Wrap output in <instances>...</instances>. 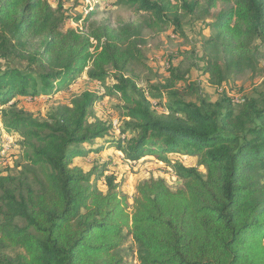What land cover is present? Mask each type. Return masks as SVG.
<instances>
[{
    "label": "trees",
    "instance_id": "obj_1",
    "mask_svg": "<svg viewBox=\"0 0 264 264\" xmlns=\"http://www.w3.org/2000/svg\"><path fill=\"white\" fill-rule=\"evenodd\" d=\"M217 1L207 0L206 13ZM223 1L211 15L212 33L200 57V72L221 92L230 76L255 68V40H264V0ZM118 3L144 13L116 26L103 21L71 28L60 3L0 0V52H16L35 65L34 71H0L3 126L21 130L30 149V167L0 176V264H121L118 249L127 236L139 264H264V95L197 104L185 99L190 84L187 91L171 85L145 92L124 76L133 63L144 65L143 30H181L183 16L200 9L201 0ZM38 41L40 50L25 57L21 50ZM83 75L102 92L83 90L47 118L6 107L16 96L49 95ZM111 96L123 103L118 136L100 119L89 120L94 105ZM162 96L166 113L152 104ZM105 143L128 160L155 155L169 162L181 186L143 180L129 209L114 177H106L100 192L93 171L73 163ZM169 153L194 157L197 165L169 159Z\"/></svg>",
    "mask_w": 264,
    "mask_h": 264
},
{
    "label": "rangeland",
    "instance_id": "obj_2",
    "mask_svg": "<svg viewBox=\"0 0 264 264\" xmlns=\"http://www.w3.org/2000/svg\"><path fill=\"white\" fill-rule=\"evenodd\" d=\"M47 1L54 8L58 3L61 4V8L69 16L66 27L71 28L82 26L83 23L88 26L90 22L99 24L103 21L111 26H116L126 21H138L144 13L127 5H121L118 0ZM206 4L207 0H201L200 9L183 16L181 30H175L173 26L159 32L144 29L142 33L144 65L133 63L130 72H125L124 76L134 80L137 86L145 92H149L150 95L151 93L156 94L160 90L166 92L172 86L187 91L186 86L193 85L191 93L185 96V99L197 104L202 101H215L222 98L223 95L240 98L264 95V40H255L258 50L255 68L230 76L222 85L223 92L211 86L200 72L202 44L212 33L209 27L211 15L217 13L224 6V1L218 0L216 7L210 9L208 13H206ZM86 15L88 19L83 22L74 19V17H85ZM38 50H40L39 41L32 43L21 52L27 57ZM169 64L171 68L167 69ZM12 67L28 71L35 69V65L29 59L20 58L16 52L1 51L0 71ZM180 76L183 79L178 78ZM105 82L111 84L113 79L109 78ZM83 90L102 92V87L98 83H92L83 75L68 88L49 95L40 94L33 98L16 96L6 107H14L15 110L29 117L42 120L47 118L54 108L70 104L73 96ZM159 99V104L154 105V110L158 113H166L167 100L164 96ZM122 105L119 96L105 97L94 105L89 120L98 118L103 123L112 126L111 132L116 136L124 120ZM127 134L130 135L131 131ZM93 142V145L97 143V141ZM111 145H105L101 152H92L85 157H76L73 159V163L79 165L86 172L93 171L91 182L100 192L106 191V177H114V183H119L121 191L127 196L129 209L135 194V187L143 180L162 178L171 189L181 186V180L174 173L169 162L160 160L155 155H145L138 160H128L120 150L111 148ZM29 151L28 141L21 135V130L6 131L0 116V176L8 174L15 176L20 174L23 169L30 167L27 160ZM167 157L180 161L186 166L196 167L197 165V160L194 157L181 154L174 156L171 153L167 154ZM197 167L203 171V167ZM26 176L28 180L32 179V176ZM136 249L132 238L127 236L118 249L122 256L121 264H139L136 258Z\"/></svg>",
    "mask_w": 264,
    "mask_h": 264
},
{
    "label": "built area",
    "instance_id": "obj_3",
    "mask_svg": "<svg viewBox=\"0 0 264 264\" xmlns=\"http://www.w3.org/2000/svg\"><path fill=\"white\" fill-rule=\"evenodd\" d=\"M232 101H233L234 103H239V102L242 101V98H240V97H232ZM152 104L155 105V103H152Z\"/></svg>",
    "mask_w": 264,
    "mask_h": 264
},
{
    "label": "crops",
    "instance_id": "obj_4",
    "mask_svg": "<svg viewBox=\"0 0 264 264\" xmlns=\"http://www.w3.org/2000/svg\"><path fill=\"white\" fill-rule=\"evenodd\" d=\"M108 144L111 145L112 143H105V144L103 145V149H104L105 145H108ZM110 147H111V148H116L113 144H112ZM103 149H102V150H103ZM102 150H101V151H102ZM101 151H99V152H101ZM90 154H91V153H90ZM177 155H178V154H175L174 156H177Z\"/></svg>",
    "mask_w": 264,
    "mask_h": 264
}]
</instances>
